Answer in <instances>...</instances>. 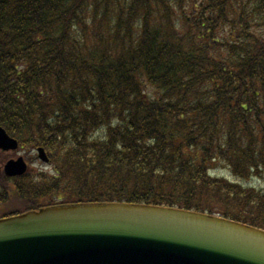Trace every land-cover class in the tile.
<instances>
[{
    "label": "trees",
    "instance_id": "1",
    "mask_svg": "<svg viewBox=\"0 0 264 264\" xmlns=\"http://www.w3.org/2000/svg\"><path fill=\"white\" fill-rule=\"evenodd\" d=\"M0 127L53 167L0 155V219L124 203L264 230L242 183L264 174V0H0Z\"/></svg>",
    "mask_w": 264,
    "mask_h": 264
},
{
    "label": "water",
    "instance_id": "2",
    "mask_svg": "<svg viewBox=\"0 0 264 264\" xmlns=\"http://www.w3.org/2000/svg\"><path fill=\"white\" fill-rule=\"evenodd\" d=\"M17 148L0 127V150ZM27 171L22 157L3 166L8 177ZM0 264H264V230L159 206L49 207L0 219Z\"/></svg>",
    "mask_w": 264,
    "mask_h": 264
},
{
    "label": "rangeland",
    "instance_id": "3",
    "mask_svg": "<svg viewBox=\"0 0 264 264\" xmlns=\"http://www.w3.org/2000/svg\"><path fill=\"white\" fill-rule=\"evenodd\" d=\"M185 8H187V7H185ZM259 29L261 31V29H263V28H259ZM0 155H2V157L6 158V160L2 163L1 167H3L5 162L10 160V159L15 160L18 157H22L23 160L25 161V163L27 164L28 168H29L28 174L27 175L25 174L26 176L23 175L22 177H25V179L28 178V180H30V181L36 180L37 178H39L40 176H42L46 173H53V167H52L51 163L48 162L45 164V163H42L41 161H39L37 158L36 150L30 151L26 148H23V149H17L16 151H13V152H2V151H0ZM217 168H219L220 171L216 172V173L218 175H223L224 169H221L220 167H217ZM17 178H19V177H17ZM242 183H244L247 186H254L258 190L264 192V174L261 177H256V179L252 178L250 180L243 181ZM50 194H53V192H50V190H48L44 197H46L47 195H50ZM56 194H58V193H55V195ZM51 201H56V200H51ZM56 202L59 203L61 201H56ZM28 206H29L28 203H23L20 201H13L12 203L9 204L8 209H9V211L10 210L21 211V210H25L26 208H28Z\"/></svg>",
    "mask_w": 264,
    "mask_h": 264
}]
</instances>
